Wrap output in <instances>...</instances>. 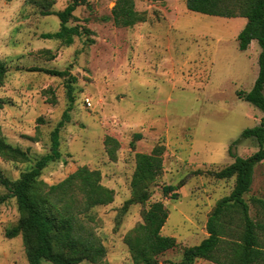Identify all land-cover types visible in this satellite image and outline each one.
I'll list each match as a JSON object with an SVG mask.
<instances>
[{
  "label": "rangeland",
  "instance_id": "obj_1",
  "mask_svg": "<svg viewBox=\"0 0 264 264\" xmlns=\"http://www.w3.org/2000/svg\"><path fill=\"white\" fill-rule=\"evenodd\" d=\"M115 1L87 0L78 7L67 25L91 34L66 46L43 35L59 30L57 17L45 13L62 11L68 0H0V62L6 68L0 139L28 156L26 162L0 156V264H28L21 237H6L19 213L1 180L16 181L50 155L55 129L60 157L47 163L40 179L55 185L86 166L114 192L113 202L93 208L94 219L86 223L105 248L100 264H133L125 236L156 202L168 212L162 236L178 243L157 262L179 264L184 247L205 238L200 228L233 188L232 178L217 180L210 173L229 166L234 156L259 150L255 139L241 136L263 116L237 96L251 90L259 70L258 43L239 49L246 20L191 12L185 0H134L144 22L120 28L110 19ZM33 67L66 70L69 76L30 72ZM68 78L75 79L69 81L72 103ZM107 137L117 143L111 156ZM137 154H159L161 169L148 187L149 200L124 209ZM178 184L183 186L177 200L163 196V186ZM244 199L250 217L264 221V161L255 165Z\"/></svg>",
  "mask_w": 264,
  "mask_h": 264
},
{
  "label": "trees",
  "instance_id": "obj_2",
  "mask_svg": "<svg viewBox=\"0 0 264 264\" xmlns=\"http://www.w3.org/2000/svg\"><path fill=\"white\" fill-rule=\"evenodd\" d=\"M9 1V0H5ZM189 11L221 18H243L246 24L237 36L239 49L246 51L252 41L260 48L258 55V75L248 92L238 91L237 96L262 114L259 125L245 129L242 138H253L259 150L252 156L240 158L212 175L217 180L233 179V188L228 196L216 203L206 221L208 236L198 245L184 247L179 264H194L204 260L213 264H264V221L253 220L244 196L249 193L255 165L264 161V0H185ZM87 0H68L67 6L59 12H47L59 20V30L43 35L69 46L73 38L91 34L89 29L69 27L75 10L86 5ZM110 19L120 28H131L144 22L141 14L135 11L134 0H116L111 9ZM30 72L65 78L66 70L30 68ZM6 75V68L0 62V85ZM67 79L68 97L72 103V86ZM67 116V114H66ZM58 129L52 133L51 154L35 162L34 167L20 175L12 183L1 180L15 199L19 220L6 231V237L20 236L28 264H80L83 261L100 264L105 256V248L87 227L94 218L91 210L96 206H106L113 202V190L100 184V173L86 166L77 168L64 180L48 185L40 179L41 171L50 161L60 157L58 152ZM136 139L140 136L135 135ZM107 153L111 156L117 143L107 137L104 141ZM0 156L12 162H26L25 151L13 147L0 139ZM113 157V156H112ZM135 169L131 178L132 197L123 208L134 204H144L149 200V185L160 173L161 157L137 154ZM183 184L166 185L162 188L164 197L177 200V190ZM168 219V212L161 202L153 203L142 212L141 224L135 226L125 236L133 264H158L157 258L167 251L174 250L178 243L173 237L162 236L161 229Z\"/></svg>",
  "mask_w": 264,
  "mask_h": 264
},
{
  "label": "crops",
  "instance_id": "obj_3",
  "mask_svg": "<svg viewBox=\"0 0 264 264\" xmlns=\"http://www.w3.org/2000/svg\"><path fill=\"white\" fill-rule=\"evenodd\" d=\"M251 44V43H250ZM250 46V45H249ZM207 221V220H206ZM205 226H206V222H205V224H204V229H203V227L202 228H200V232H201V234L206 238L207 236H208V234L206 233V229H205ZM204 238V239H205ZM200 260V259H199Z\"/></svg>",
  "mask_w": 264,
  "mask_h": 264
},
{
  "label": "built area",
  "instance_id": "obj_4",
  "mask_svg": "<svg viewBox=\"0 0 264 264\" xmlns=\"http://www.w3.org/2000/svg\"><path fill=\"white\" fill-rule=\"evenodd\" d=\"M86 104L88 105V106H90L91 104H90V101L87 99L86 100Z\"/></svg>",
  "mask_w": 264,
  "mask_h": 264
}]
</instances>
